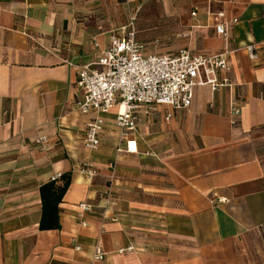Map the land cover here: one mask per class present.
Instances as JSON below:
<instances>
[{
	"label": "crops",
	"instance_id": "1",
	"mask_svg": "<svg viewBox=\"0 0 264 264\" xmlns=\"http://www.w3.org/2000/svg\"><path fill=\"white\" fill-rule=\"evenodd\" d=\"M132 28L144 53L228 51L230 84L141 107L133 151L112 108L90 150L81 68ZM66 172L61 226L41 230L39 188ZM0 264H264V0H0Z\"/></svg>",
	"mask_w": 264,
	"mask_h": 264
},
{
	"label": "built area",
	"instance_id": "2",
	"mask_svg": "<svg viewBox=\"0 0 264 264\" xmlns=\"http://www.w3.org/2000/svg\"><path fill=\"white\" fill-rule=\"evenodd\" d=\"M220 12L218 17H223ZM237 18L233 19L237 22ZM226 24L216 26L219 35L226 36ZM245 49L250 57L255 58L254 44ZM145 46L136 39V30L132 28L126 35L113 32L110 44L95 61L84 64L79 74L77 85L81 94L76 102L83 113L95 112L97 115L86 124L84 144L87 148L100 146V133L104 129V113L112 108L116 111V126L121 131V138L128 142V151H133L128 140L137 129V111L150 103L166 104L174 109H188L194 100L196 87L206 84L214 89L230 84L227 76H220V71L231 67L228 51L216 54H203L188 49L179 50L176 55L144 53ZM234 117L240 115V109H234ZM44 137L36 140L40 145ZM46 147L44 146V149ZM82 171L90 178L97 169L93 163H85ZM61 174L52 179L61 178ZM91 209L88 202H80L77 217L86 224L84 216ZM80 249L81 246H75ZM134 246L123 247L119 252L134 250ZM106 253L102 246L96 245L94 258L102 260Z\"/></svg>",
	"mask_w": 264,
	"mask_h": 264
},
{
	"label": "trees",
	"instance_id": "3",
	"mask_svg": "<svg viewBox=\"0 0 264 264\" xmlns=\"http://www.w3.org/2000/svg\"><path fill=\"white\" fill-rule=\"evenodd\" d=\"M72 180V174L62 173L59 179H50L40 186L42 213L39 228L41 230L58 229L61 226L60 204Z\"/></svg>",
	"mask_w": 264,
	"mask_h": 264
},
{
	"label": "rangeland",
	"instance_id": "4",
	"mask_svg": "<svg viewBox=\"0 0 264 264\" xmlns=\"http://www.w3.org/2000/svg\"><path fill=\"white\" fill-rule=\"evenodd\" d=\"M181 36H183V35H181Z\"/></svg>",
	"mask_w": 264,
	"mask_h": 264
}]
</instances>
